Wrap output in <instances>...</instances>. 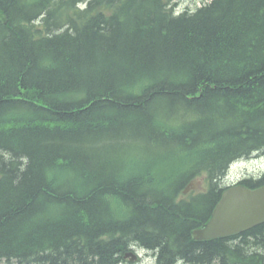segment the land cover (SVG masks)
<instances>
[{"label": "trees", "instance_id": "obj_1", "mask_svg": "<svg viewBox=\"0 0 264 264\" xmlns=\"http://www.w3.org/2000/svg\"><path fill=\"white\" fill-rule=\"evenodd\" d=\"M177 3L0 0V264H264V224L192 239L264 152V0Z\"/></svg>", "mask_w": 264, "mask_h": 264}, {"label": "water", "instance_id": "obj_2", "mask_svg": "<svg viewBox=\"0 0 264 264\" xmlns=\"http://www.w3.org/2000/svg\"><path fill=\"white\" fill-rule=\"evenodd\" d=\"M196 189L191 183L184 191L188 194ZM264 224V187L249 189L235 186L223 193L210 219L192 232L196 241H212L238 236ZM127 257L136 261L137 256L130 252Z\"/></svg>", "mask_w": 264, "mask_h": 264}, {"label": "rangeland", "instance_id": "obj_3", "mask_svg": "<svg viewBox=\"0 0 264 264\" xmlns=\"http://www.w3.org/2000/svg\"><path fill=\"white\" fill-rule=\"evenodd\" d=\"M211 1L212 0H181L177 3V6L180 11H195ZM262 174H264V153L234 165L224 182L226 185H229L240 181L243 177H258ZM196 186V190L193 191L194 194L204 192L207 189V184L203 181L198 182ZM137 253L141 256V260L131 262L132 264H155V260L149 258L144 251H137ZM129 260L130 259L127 260V264H131Z\"/></svg>", "mask_w": 264, "mask_h": 264}, {"label": "bare ground", "instance_id": "obj_4", "mask_svg": "<svg viewBox=\"0 0 264 264\" xmlns=\"http://www.w3.org/2000/svg\"><path fill=\"white\" fill-rule=\"evenodd\" d=\"M179 1H181V0H178V2ZM187 11V10H186ZM183 12H185V11H180L179 10V8H178V6L175 8V10L173 11V14H174V16H176V15H178V14H181V13H183ZM39 23V22H38ZM240 97V96H239ZM233 98H236V96H233ZM242 159V158H241ZM240 159V160H241ZM239 159L238 160H235V161H233L232 163H230L229 164V166L226 168V170H225V174H223V175H221V178H220V180H219V182H220V184L222 185L221 187L222 188H224V191H223V193L226 191V188H227V186H226V184H225V179H226V177H228V175H229V172L231 171V169L233 168V166L234 165H236L237 164V162L238 161H240ZM246 177H243V179H245ZM189 186V185H188ZM187 186V187H188ZM223 193H222V195H221V198H222V196H223ZM252 230V229H251ZM250 231V230H249ZM248 232V231H247ZM233 237H237V236H233ZM230 238H232V237H230ZM192 239H193V241H195L198 245H199V247H198V251H200V250H204V248H203V244L204 243H208V242H211V241H196L194 238H193V236H192ZM225 239H229V238H225ZM223 240V239H222ZM213 241V240H212ZM241 241V239H237V240H234L233 242L235 243V244H233V246H238L239 245V243L238 242H240ZM238 243V244H237ZM231 244V243H230ZM203 245V246H202ZM238 247H240V246H238ZM236 251L238 250V248H234ZM144 251L147 255H148V257L149 258H152V259H154L155 260V264H166V263H162V261L160 262L159 261V259H160V256H159V254H158V252L156 251V250H154V251H152V250H148V249H146V248H144V247H142V246H140V245H138L137 243H132V244H130V246H128L127 247V251L125 252V254H124V260L121 262V264H127L128 263V259H130L129 261V263H131V262H134V261H132L131 259V257H127V255L130 253V252H133L136 256H137V259H136V261L138 260H141V256L139 255V253H137V251ZM179 254V253H178ZM179 255H181V254H179ZM230 257V256H229ZM176 260H175V262L174 263H172V264H191V263H188V261H186V260H184L183 258H181L180 256H177L176 258H175ZM132 264V263H131Z\"/></svg>", "mask_w": 264, "mask_h": 264}]
</instances>
